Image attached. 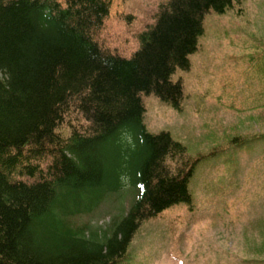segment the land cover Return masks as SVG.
I'll use <instances>...</instances> for the list:
<instances>
[{
	"label": "trees",
	"instance_id": "trees-1",
	"mask_svg": "<svg viewBox=\"0 0 264 264\" xmlns=\"http://www.w3.org/2000/svg\"><path fill=\"white\" fill-rule=\"evenodd\" d=\"M243 1H157L125 56L102 34L115 0H0V264H123L143 223L192 205L189 186L204 162L190 161L167 132L146 130L141 98L180 112L183 89L173 77L189 69L205 19ZM121 16L124 25L135 19L124 9ZM247 71L263 108L264 50ZM230 140L235 151L264 154V134ZM124 147L133 148L128 171L107 158ZM126 177L136 197L102 243L66 226ZM97 190L99 198L87 197Z\"/></svg>",
	"mask_w": 264,
	"mask_h": 264
},
{
	"label": "rangeland",
	"instance_id": "rangeland-1",
	"mask_svg": "<svg viewBox=\"0 0 264 264\" xmlns=\"http://www.w3.org/2000/svg\"><path fill=\"white\" fill-rule=\"evenodd\" d=\"M157 1L127 0L124 9L136 18L127 27L114 6L115 12L107 18L102 34L110 38L115 33L121 39L124 32L136 33L142 24L149 23L148 19L144 23L143 9ZM263 50L264 0H244L226 15L205 19L199 47L189 57L188 72L174 76L183 84L181 111L175 112L152 98L144 100L145 127L153 133L170 129L185 145L191 160L206 157L203 154L210 150L225 151L216 155L214 165L201 166L194 175L191 191L195 210L190 213L184 207L173 208L145 222L133 237L127 264H264V185L252 186L253 181L264 179H258L261 171L253 176L249 157L229 149L230 139L235 136L264 134V109L252 108L254 90L246 87L253 81L247 71L250 56ZM259 76L257 79H262ZM132 152V147L110 149L108 162L128 171ZM234 159L235 169L240 172L232 178L229 173L234 172V161L230 160ZM223 161L229 163H219ZM248 175L250 180L245 177ZM128 180L132 179L120 181L116 192L107 191L105 200L90 213L70 217L72 230L81 229L84 236L94 235L102 241L128 209L130 188L122 192ZM101 193L97 190L87 197L94 200ZM77 202L71 198L67 205L73 207Z\"/></svg>",
	"mask_w": 264,
	"mask_h": 264
}]
</instances>
